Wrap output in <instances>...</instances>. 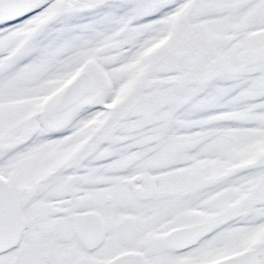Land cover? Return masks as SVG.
<instances>
[{
  "label": "snow or ice",
  "instance_id": "obj_1",
  "mask_svg": "<svg viewBox=\"0 0 264 264\" xmlns=\"http://www.w3.org/2000/svg\"><path fill=\"white\" fill-rule=\"evenodd\" d=\"M0 264H264V0H0Z\"/></svg>",
  "mask_w": 264,
  "mask_h": 264
}]
</instances>
